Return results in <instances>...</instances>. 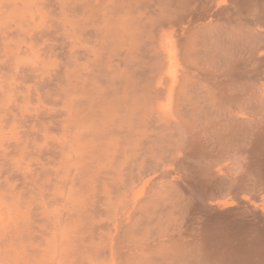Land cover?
<instances>
[{
  "label": "bare ground",
  "instance_id": "bare-ground-1",
  "mask_svg": "<svg viewBox=\"0 0 264 264\" xmlns=\"http://www.w3.org/2000/svg\"><path fill=\"white\" fill-rule=\"evenodd\" d=\"M0 264H264V0H0Z\"/></svg>",
  "mask_w": 264,
  "mask_h": 264
},
{
  "label": "rangeland",
  "instance_id": "rangeland-1",
  "mask_svg": "<svg viewBox=\"0 0 264 264\" xmlns=\"http://www.w3.org/2000/svg\"><path fill=\"white\" fill-rule=\"evenodd\" d=\"M104 234H105V236H106L107 233H104ZM104 234H103V235H104ZM89 243H90V242H88V244H85V245L87 246V248H86L85 250H89V249H91V248H90V244H91V243H90V244H89Z\"/></svg>",
  "mask_w": 264,
  "mask_h": 264
}]
</instances>
